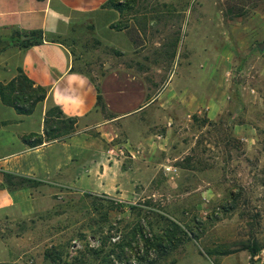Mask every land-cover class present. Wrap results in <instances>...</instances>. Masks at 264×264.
<instances>
[{"label": "rangeland", "instance_id": "obj_1", "mask_svg": "<svg viewBox=\"0 0 264 264\" xmlns=\"http://www.w3.org/2000/svg\"><path fill=\"white\" fill-rule=\"evenodd\" d=\"M116 2L122 9L111 26L124 31L129 49L102 44L88 29L66 42L92 77L117 68L116 91L124 92L128 69L152 100L131 116L102 108L103 128L88 130L98 147L85 171L117 173L119 187L107 176L83 192L54 185L29 222L5 224L0 264H100L122 244L128 256L146 253L140 264H262L264 0ZM99 27L107 35L102 19ZM9 38L16 35H0V49ZM211 68L224 76L220 92L208 88ZM47 120L46 140L75 130L57 110ZM30 227L32 248L25 243L18 257L13 239ZM163 235L172 241L164 239L165 252L145 247ZM253 243L260 249L251 255Z\"/></svg>", "mask_w": 264, "mask_h": 264}, {"label": "crops", "instance_id": "obj_2", "mask_svg": "<svg viewBox=\"0 0 264 264\" xmlns=\"http://www.w3.org/2000/svg\"><path fill=\"white\" fill-rule=\"evenodd\" d=\"M106 1L0 0V35H21L20 41L9 40L11 42L0 49V83L7 84L21 70L34 87H42L46 92L29 114L18 113L0 94V233L12 222H29L47 205L54 185L83 192L89 186L94 189L93 182L108 178L107 185H113L114 189L119 187L117 173L113 176V172L97 171L95 165L85 171V158L93 147H98L92 143L95 138L88 130L103 128L106 119L102 108L111 111L116 118L131 116L152 100L146 99L147 87L142 78L137 76L136 79L128 69H125L124 92L116 91L117 68H111L98 79L92 77L80 67L79 59L66 42L79 29H88L102 44L124 45L129 49L130 42L124 31L111 26L120 13L104 7ZM101 19L107 35L99 32ZM213 68L208 88L219 91L224 76L218 79L212 74L223 69L221 66ZM212 94L211 90V98ZM57 109L62 117L74 120L75 130L70 135L46 141L48 112ZM30 135L42 137L43 142L28 145L24 138ZM5 173L40 181L41 191L29 186L10 187ZM20 231L13 239V245L19 248L18 257L24 253L25 243L27 248H32L31 227L26 235ZM6 250L5 239L0 234V259L6 257Z\"/></svg>", "mask_w": 264, "mask_h": 264}, {"label": "trees", "instance_id": "obj_3", "mask_svg": "<svg viewBox=\"0 0 264 264\" xmlns=\"http://www.w3.org/2000/svg\"><path fill=\"white\" fill-rule=\"evenodd\" d=\"M103 6L114 8L119 12L122 9L120 7L119 3L116 2V0H107ZM9 39L17 42V41H20L21 35H16V38H14V39L9 38ZM33 88H36V90ZM7 91H8V93H7ZM0 94L2 96V100L6 104L12 106L18 113L29 114L33 111L35 104L44 99L46 92H45V89L42 87H39V86L34 87L33 83L20 70L18 76L16 78L12 79L11 81H9L7 84L0 83ZM9 94L10 95L13 94V95L11 97H7ZM25 98L27 100H25ZM30 99H32L31 100L32 102H30ZM25 104H27V105L25 106ZM52 111H50V112H52ZM57 111H58V109H57ZM50 112H48V114ZM67 119H70L72 122H74V120L71 118H67ZM47 121L48 120L46 118V122ZM48 132H49V130L47 129V126H46L45 134L48 135ZM58 137H52L46 141L54 140ZM45 139H46V136H45ZM24 141L26 143H28V145H30V146L39 145L43 142L42 137L35 136V135H30V136L24 138ZM5 179H6V184L9 185L10 187H14V188L19 187V186H29V187L33 188L32 185L42 184L40 181H37L34 179H29V178L23 177V176H16V175H13L10 173H5ZM184 234H186V233L184 232ZM164 239L167 242H172L171 237L166 238V235H163L162 237L156 236L154 238L153 243L149 242L148 240L145 239L146 240L145 241V247L149 248V247L153 246L158 251L165 252L167 247L164 246V242H165ZM125 248H127V247H125ZM131 248H133V247H131ZM247 249L249 250L251 255H254L260 249V247H259V245H256V243H253L252 246H247ZM95 252H97V251L95 250ZM229 252H231V251L220 250L218 252V254H226ZM137 254H138V251H136V256H139ZM136 256H135V254L128 256L126 254V252L123 250V244H122V245H118L116 248L114 246L112 248H110L102 256V261L100 264H140V262L142 261V258L143 257L145 258L146 253H144V255H142L140 257H136ZM262 264H264V262Z\"/></svg>", "mask_w": 264, "mask_h": 264}, {"label": "built area", "instance_id": "obj_4", "mask_svg": "<svg viewBox=\"0 0 264 264\" xmlns=\"http://www.w3.org/2000/svg\"><path fill=\"white\" fill-rule=\"evenodd\" d=\"M171 168H172L171 166H170V167H166V170H167V171H170V170L176 171V168H175V167H173L172 169H171ZM119 238H120V235H119V234H115V235H113V236L111 237V241H112L113 243H118ZM133 261H134V260H133Z\"/></svg>", "mask_w": 264, "mask_h": 264}, {"label": "water", "instance_id": "obj_5", "mask_svg": "<svg viewBox=\"0 0 264 264\" xmlns=\"http://www.w3.org/2000/svg\"><path fill=\"white\" fill-rule=\"evenodd\" d=\"M259 46H260V48H262V43Z\"/></svg>", "mask_w": 264, "mask_h": 264}]
</instances>
